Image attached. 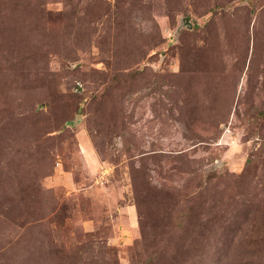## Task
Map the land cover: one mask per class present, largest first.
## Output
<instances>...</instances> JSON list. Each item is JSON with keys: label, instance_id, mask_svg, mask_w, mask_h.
Instances as JSON below:
<instances>
[{"label": "rangeland", "instance_id": "374dc122", "mask_svg": "<svg viewBox=\"0 0 264 264\" xmlns=\"http://www.w3.org/2000/svg\"><path fill=\"white\" fill-rule=\"evenodd\" d=\"M0 264H264V0H0Z\"/></svg>", "mask_w": 264, "mask_h": 264}]
</instances>
